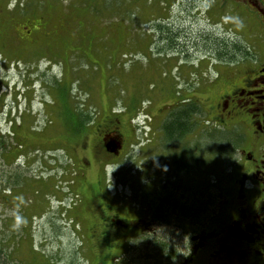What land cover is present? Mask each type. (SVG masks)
<instances>
[{"label": "rangeland", "instance_id": "obj_1", "mask_svg": "<svg viewBox=\"0 0 264 264\" xmlns=\"http://www.w3.org/2000/svg\"><path fill=\"white\" fill-rule=\"evenodd\" d=\"M263 30L235 0H0V129L10 141L0 140V245L7 254L16 263L96 264L100 245L86 227L105 182L125 198L121 215L148 224L125 233L116 224L108 264H123V256L129 264L214 263L218 256L206 248L188 262L192 237L202 241V230L233 218L224 199L236 191L241 167L232 164L253 138L242 141L235 131L238 142L230 127L207 120L221 94L264 62ZM214 37L238 44L231 60L243 65L223 66L231 54L220 55ZM185 96L202 102L205 116L194 118L182 144L170 142L164 116ZM242 99L264 109L261 98ZM79 109L93 119L78 124ZM116 123L121 149L107 138L100 143ZM206 128L216 136L224 129L225 138L204 140ZM187 146L195 161L184 169L176 160L187 163L180 153Z\"/></svg>", "mask_w": 264, "mask_h": 264}, {"label": "flooded vegetation", "instance_id": "obj_2", "mask_svg": "<svg viewBox=\"0 0 264 264\" xmlns=\"http://www.w3.org/2000/svg\"><path fill=\"white\" fill-rule=\"evenodd\" d=\"M235 1L238 5L252 10L260 19L264 29V0ZM226 65L239 67L243 65V61L236 60L223 64L225 67ZM226 79L227 77L224 83ZM248 95L261 98L264 102V62L247 77L241 78L226 94H221L219 100L212 104L213 111L210 112L211 117H208L207 121L210 120L217 126L230 127L225 129L233 132L236 141L238 139L235 137V131L242 141L249 137L253 138V147L249 151L243 149L240 160L232 164L233 171L241 167L236 173L238 179L236 191L231 198L224 199L225 211L232 209L235 211L233 218L226 226H214L211 230H202V241L199 240V235H193L192 240L196 241V246L192 249L188 262L194 258V252H201L206 248L211 250L209 255L212 258L218 256L214 259V263L210 258L212 264H264V109L260 106L251 108L250 104L255 102L242 99ZM201 106L205 110L202 102ZM119 127L121 128L116 123L103 130L100 143L103 138H107L111 143L113 141L117 146H121V138L124 140V134ZM104 183L98 185L95 197L90 202L93 219L86 227L89 237L91 239L96 237L100 245L99 261L96 264H108L110 250L113 247L110 237L116 224L123 227V233L128 230L137 232L148 227V224L145 226L142 222L141 228L137 224L138 219L121 215L120 209L127 206L125 198L117 195V190L115 194H111V189ZM128 205L129 210L133 212V205L129 203ZM141 220L144 221L142 218ZM114 263L116 264V261Z\"/></svg>", "mask_w": 264, "mask_h": 264}, {"label": "trees", "instance_id": "obj_3", "mask_svg": "<svg viewBox=\"0 0 264 264\" xmlns=\"http://www.w3.org/2000/svg\"><path fill=\"white\" fill-rule=\"evenodd\" d=\"M172 36V35H171ZM170 36V37H171ZM169 37V38H170ZM211 42H214V48L216 51L220 52V55H227V54H231V57H229V60H223L222 62H230L232 61L231 59H233L236 56V53L240 54L241 50L239 48L238 44H233V46L229 43L230 40L226 41V39H217L216 37H214V39L210 40ZM190 96H187L185 101H182L181 104H177L173 109H171L168 114L165 116L164 118V122L161 126V129L163 130V133L166 137V140H170V142H176L178 141L179 143L181 142V144L183 143V140H181L183 138V136L186 135V133H190V131H193L194 125L196 124L194 122V118L196 116H199L201 114H203L205 116V110L203 107L200 106L199 103H197V101H193L190 99ZM79 114L77 117L78 119V124H82L83 120H92L93 117L90 115H86L85 112H83V110L79 109L77 111ZM200 117V116H199ZM199 121V120H198ZM209 128V127H207ZM206 128V131L204 130V134H202V138L208 139L209 141L213 140V139H223L225 138V133L227 131H225L224 129L218 128V130L220 131V134L218 136L217 132H213V130H208ZM1 131H3L2 129H0V140H2L3 142H6V146L8 147L10 145V141H6L4 140L5 134H3ZM216 131V130H215ZM210 133L213 134V137H210ZM230 133V132H228ZM229 142V141H228ZM212 143V141H211ZM181 150H183L182 154H184L185 156V160H187V163H181L179 160V158L181 157V155H178L177 157V162L179 163V165L181 167H183L184 169H188L189 165L191 162L194 163L195 160H193L195 152L190 149L188 146L187 147H182ZM210 150V149H209ZM208 150V151H209ZM16 163V162H15ZM19 176V174L17 173V175L15 176V174L13 175L14 179H17ZM14 182H17L14 180ZM143 219H147V215L144 214ZM3 242V241H2ZM3 254V255H2ZM123 259V264H129V259L126 258L125 256L121 257ZM17 261L13 260L12 254L9 253L7 254V250H5V245L3 243H1L0 245V264H25L22 263L20 260V263H16ZM32 264H55V262H53L52 260L48 261L46 259H43L42 262L39 263H32Z\"/></svg>", "mask_w": 264, "mask_h": 264}, {"label": "water", "instance_id": "obj_4", "mask_svg": "<svg viewBox=\"0 0 264 264\" xmlns=\"http://www.w3.org/2000/svg\"><path fill=\"white\" fill-rule=\"evenodd\" d=\"M110 145H108V147H109Z\"/></svg>", "mask_w": 264, "mask_h": 264}]
</instances>
